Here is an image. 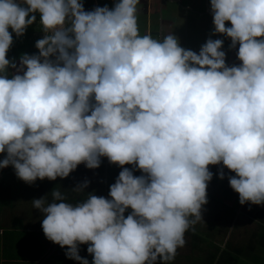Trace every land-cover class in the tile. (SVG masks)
I'll use <instances>...</instances> for the list:
<instances>
[{
    "label": "clouds",
    "instance_id": "clouds-1",
    "mask_svg": "<svg viewBox=\"0 0 264 264\" xmlns=\"http://www.w3.org/2000/svg\"><path fill=\"white\" fill-rule=\"evenodd\" d=\"M140 3L0 0V169L28 184L98 169L102 157L123 169L110 199L69 203L54 190L31 202L46 238L78 264H89L84 244L92 264H170L203 220L210 166L235 173L241 205H264V0H211L214 34L239 46L231 67L220 39L197 54L173 34L141 35ZM36 13L39 55L18 67L9 29L23 36Z\"/></svg>",
    "mask_w": 264,
    "mask_h": 264
},
{
    "label": "trees",
    "instance_id": "trees-1",
    "mask_svg": "<svg viewBox=\"0 0 264 264\" xmlns=\"http://www.w3.org/2000/svg\"><path fill=\"white\" fill-rule=\"evenodd\" d=\"M92 3V2H91ZM36 22L29 26L36 27L37 24H40V14L36 13ZM13 37V44L10 47V50L7 54L9 61H15L17 66H19L20 58L22 55H39V50L36 48V43L38 39L32 40L31 36H20L17 37L15 32L12 29H9ZM27 34V30L25 32ZM34 41V42H33ZM13 68L8 69L9 77ZM130 170H133L134 175L140 176L142 173L136 169H133L131 165L125 166ZM123 169L117 165L112 164L107 158H101V166L98 169H88L84 164L78 166V168L73 171L67 178L61 179L57 178L55 181L52 180H36L32 183L35 188V197L36 199H42L48 197V201L51 202L52 197L51 193L54 190L60 191L66 198L69 203H77L87 198L89 193H94L97 196H102L110 199L109 191L110 186L113 185L119 177L120 172ZM91 174H94L95 177H90ZM235 173L231 172V176H234ZM226 177V175H225ZM224 184L225 188V198L234 197L236 193L230 186L229 179ZM85 182H88V187L85 189V192L76 193L72 190ZM232 194V195H229ZM210 200L213 206H218L215 208L216 212L211 211L210 213L220 215L217 216L215 221L209 225H199L195 224L189 231L185 234V246L178 249L177 255L170 264H240L241 259L246 257V250L252 252V245L255 241H258L257 233H253L248 239L249 248H245L244 245L246 242L240 243L237 245L235 242L232 243L233 234L231 232V227L233 225L234 217L237 215L236 207L232 209L224 208L221 209L223 204L220 205L221 200L219 198L211 197L207 192V200ZM230 200V199H227ZM14 196L11 193L9 188H4V181L0 179V212H3L6 208H11L14 206ZM222 203V202H221ZM237 204V203H236ZM235 204V206H237ZM220 206V208H219ZM255 205L248 203L244 205V213L247 214L248 218L254 219L257 218L260 221L264 218V209H262L261 214L257 215L255 213ZM131 209H128L125 213V216L131 213ZM37 212L30 220V226L24 228L22 222H19L11 227H2L0 225V252L3 254L6 263L3 264H18L17 261H20L23 264V261L33 260V257H36L42 254L46 250L47 242L49 241L42 229V219L43 216H40ZM203 215V209H202ZM17 219H14L15 222ZM263 225V226H262ZM262 227L260 238L264 239V223L262 222ZM4 229V233H1V230ZM255 235V236H252ZM229 237L228 241L221 247L218 245V241L223 242L226 238ZM45 242L43 243V238ZM88 249V248H87ZM87 249L83 252L90 255ZM58 254H60V248L57 253L46 263L49 264ZM90 257V256H89ZM87 260L93 261V256L90 258H85ZM8 261V262H7ZM10 261H14L11 262ZM1 264V261H0Z\"/></svg>",
    "mask_w": 264,
    "mask_h": 264
},
{
    "label": "rangeland",
    "instance_id": "rangeland-1",
    "mask_svg": "<svg viewBox=\"0 0 264 264\" xmlns=\"http://www.w3.org/2000/svg\"><path fill=\"white\" fill-rule=\"evenodd\" d=\"M105 6L109 8H113L114 4L118 2V0H105ZM145 0H141V3L138 5H142V3ZM153 4V11L150 13V24L147 19V13L143 12V10H138V26L140 30L141 35H147L146 31L149 32L153 38L155 39H163L164 36L173 34L175 35L179 42L181 47L184 49H190L197 54H199L201 47L208 41V39H220L224 37L223 35L214 34L215 33V26L213 22V14L209 13L208 11L211 10V0H199L200 4L198 5H189V0H152ZM41 25L37 24L36 30L33 29V27H30L32 29H26L27 34H24L26 36H31L32 40L34 39H42L43 33L39 29ZM226 27H231L230 22L226 24ZM226 37V36H225ZM34 42V41H33ZM232 43V42H231ZM36 43H33V45ZM223 51L227 54H229V57L234 49L230 47L225 48L223 45ZM196 50V51H195ZM228 56V55H227ZM236 53L234 55L235 60ZM227 60V57H226ZM20 64V62H19ZM19 67V66H18ZM16 69H13L11 71V75L15 74ZM6 153L0 154V160H3L6 158ZM223 169L224 172V179L221 180L219 178V173ZM213 173V179L208 184L207 192L211 197L219 198L221 200L220 205L223 204L221 209L229 208L232 209V207H236L237 209V215L234 217L233 225L231 227V232H235L233 234V237L231 241L234 244L235 242H239L238 238H240V241L245 240L248 241L250 239V236L252 234V228L248 230L247 235L240 236V234H244L246 232L245 228L242 225H256L257 227L260 225L259 222L262 218L257 219L254 217V219L248 218L247 214L244 213V205H241L239 195L236 194L234 197L228 198L230 200H227L225 198V188L224 184L226 183V177L231 176V171L227 168L223 167V165L220 166H210L209 169ZM226 175V177H225ZM90 177H95L94 174H91ZM0 179L4 181V188H9L11 190V193L14 196V206L11 208H6L3 212H0V225L2 227H11L15 226L19 220L20 223L23 220L22 225L24 224L25 227H28L29 220L35 215L37 212L40 216H43V214L35 209L32 205V201L36 200L35 197V188L32 184L25 183L21 179H19L15 173V169L12 166H9L8 168L0 169ZM232 195V194H229ZM237 203V204H236ZM235 204L237 206H235ZM262 207L263 205H258ZM218 206H213L211 201L208 199V203L203 206V220H201L199 225H209L212 224L213 221H215L216 217L218 215L210 213L211 211L216 212L215 208ZM220 208V206H219ZM258 210V209H257ZM255 210V213L259 215V212ZM220 216V215H219ZM218 216V217H219ZM14 219H17L15 222ZM254 220V221H253ZM258 221V222H257ZM264 223V218L262 220ZM28 223V224H27ZM43 238V237H42ZM45 242V238H43V243ZM218 245L221 247H224V242L218 241ZM249 242H246L244 247L247 249L249 248ZM89 245L84 244L79 246V252H83L88 248ZM68 251L67 248H61L60 247V254L66 253ZM262 252V255H264V249L260 250V253ZM4 254V252H3ZM246 254L250 255V259H253L254 257L257 258L256 251L250 252L246 250ZM253 255V256H252ZM252 256V257H251ZM260 257V256H259ZM60 255L58 254L51 262L50 264H53L59 262ZM262 257H260L261 259ZM249 259V258H247ZM8 262V261H7ZM14 262V261H10ZM260 264H264V258H262L261 261H259ZM16 263L21 264L20 261H17ZM23 264H25V261H23ZM240 264H246V262H240Z\"/></svg>",
    "mask_w": 264,
    "mask_h": 264
},
{
    "label": "crops",
    "instance_id": "crops-1",
    "mask_svg": "<svg viewBox=\"0 0 264 264\" xmlns=\"http://www.w3.org/2000/svg\"><path fill=\"white\" fill-rule=\"evenodd\" d=\"M207 0H205V2H206ZM92 2V3H91ZM152 0H145L143 3H142V5H140L139 6V9L138 10H143L144 9V11L143 12H145V13H147L146 15H147V19H148V22H149V24H150V22H151V20H150V13L153 11V4H152ZM82 3H83V5H84V8H85V10L86 11H91V10H93V9H95L96 7H105V3H106V1L105 0H82ZM198 3L200 4V1L199 0H189V5H198ZM209 13H211L212 14V11L211 10H209L208 11ZM137 15H139L138 13H137ZM33 29L34 30H36L37 28L36 27H33ZM39 29L41 30V26L39 27ZM150 30V29H149ZM149 30L148 31H146V34L147 35H149L150 34V32H149ZM42 31V30H41ZM41 33H43V31L41 32ZM43 35H44V33H43ZM44 37V36H43ZM222 41H223V45L225 46V48L226 47H228V49H230V47H231V40H230V38H228V37H223L222 38ZM224 48V47H223ZM238 48H239V46L237 45V47H236V50L238 51ZM227 49V48H226ZM196 51V50H195ZM238 53V52H237ZM255 207H256V210L259 212V214H261V212H262V209H264V205L262 206V207H260V206H258V205H255ZM254 221V220H253ZM258 222V221H257ZM29 225H28V227L30 226V220H29ZM27 223V224H28ZM259 224L260 225H262V221L261 222H259ZM23 226H24V224H23ZM244 228H245V230H246V232L244 233V234H240V236H244V235H247V232H248V230L249 229H251L252 228V231H254L253 233L255 234V233H257V235H258V237H257V239H258V241H255L254 242V245H252V252H255L256 251V255H257V258L256 257H254L253 259H250V255H246V257L245 258H243V259H241V262L243 261V262H246V264H260V262L259 261H261L262 260V258H264V255H262V252L260 253V250H262V249H264V239H262L261 240V238H260V234H261V229H262V227L261 226H256V225H254V224H252V225H249V226H247V225H242ZM263 226V225H262ZM28 227H25L24 226V228H28ZM1 233H4V229H2L1 230ZM252 236H255V235H252ZM229 237L230 236H228L227 238H226V240L225 241H223L224 242V244H226V242L228 241V239H229ZM240 238L241 237H239L238 238V241L239 242H236L237 243V245H239L240 243H243V242H245V240H243V241H240ZM47 244V247H46V250L45 251H43L42 252V254H40L39 255V257L38 256H36V257H33V260H31V258H30V260H28V261H26L25 262V264H41L42 262H43V260H45V258H47V256L53 251V249H54V247H55V243H53V242H51L50 244H49V242H47L46 243ZM251 252V253H252ZM86 252H79V255L82 257V258H90L92 255H87V254H85ZM264 253V252H263ZM60 255V258H59V262H58V264H78V262L76 261V260H74V259H69L68 257H67V255H66V253H61V254H59ZM90 256V257H89ZM253 256V255H252ZM251 256V257H252ZM262 257L261 259H260V257ZM247 258H249V259H247ZM0 261H1V264H3V263H6V260L4 259V257H3V254L0 252ZM89 261V264H92V260H88ZM23 263V262H22ZM57 262H55V263H53V264H56ZM50 264V263H49Z\"/></svg>",
    "mask_w": 264,
    "mask_h": 264
},
{
    "label": "flooded vegetation",
    "instance_id": "flooded-vegetation-1",
    "mask_svg": "<svg viewBox=\"0 0 264 264\" xmlns=\"http://www.w3.org/2000/svg\"><path fill=\"white\" fill-rule=\"evenodd\" d=\"M238 51L236 50V48L232 51L230 57H229V54L227 53L226 54V57H227V60H226V64L231 67L233 65H239L241 62L238 60ZM236 53V56H235V60H234V55ZM228 55V56H227Z\"/></svg>",
    "mask_w": 264,
    "mask_h": 264
},
{
    "label": "water",
    "instance_id": "water-1",
    "mask_svg": "<svg viewBox=\"0 0 264 264\" xmlns=\"http://www.w3.org/2000/svg\"><path fill=\"white\" fill-rule=\"evenodd\" d=\"M59 248L60 246L56 244L53 251L47 256V258H45V260H43L41 264H46L57 253Z\"/></svg>",
    "mask_w": 264,
    "mask_h": 264
}]
</instances>
